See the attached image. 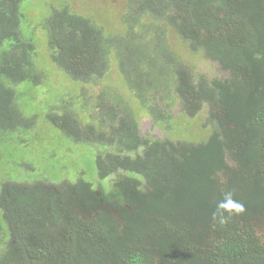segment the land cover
Masks as SVG:
<instances>
[{"label": "trees", "instance_id": "1", "mask_svg": "<svg viewBox=\"0 0 264 264\" xmlns=\"http://www.w3.org/2000/svg\"><path fill=\"white\" fill-rule=\"evenodd\" d=\"M27 1L0 0V161L35 165L11 139L41 116L107 184L0 173V264H264V0H125L115 27ZM55 68L80 88L49 90ZM229 192L244 211L221 223Z\"/></svg>", "mask_w": 264, "mask_h": 264}, {"label": "rangeland", "instance_id": "2", "mask_svg": "<svg viewBox=\"0 0 264 264\" xmlns=\"http://www.w3.org/2000/svg\"><path fill=\"white\" fill-rule=\"evenodd\" d=\"M58 1L67 3L79 14H94L97 19L109 21L110 26L114 25V27L115 24L118 23L119 15L125 5V0H32L31 2L29 0L24 4V6H28L29 8L30 4L34 2L32 4L33 12L35 13L33 21L37 22L42 19L43 16L44 19L51 11H49L50 6ZM47 11L48 13L45 14ZM27 13H30V11ZM28 20L32 23L29 16ZM168 41L172 48L180 55L185 56L186 53H188V50L185 47L182 48L179 44L178 38L171 31L168 34ZM200 63L202 66L207 65L209 67V71L211 72L216 70V67L208 62ZM139 64L141 67L145 66L142 57L139 58ZM54 73L57 76L55 83L51 81L49 84V90L52 92L53 86L55 87V90H57L65 84L70 85L72 88L77 90L80 88L79 85L72 82L73 80L70 81V78L66 74L59 72L56 68L54 69ZM120 80L121 76L118 69L115 66H112L104 83L109 82L116 85L120 82ZM99 88L100 86L90 87V91L96 93ZM28 100L32 103L33 95H29ZM173 113L176 116L182 112H180L179 109H176ZM141 117L145 127L151 125L152 118L149 115L144 112ZM40 118L41 116H39L36 124L30 129H22L21 127L18 128L17 131L13 133L14 135L11 139V142L18 143L23 146V148H18L16 153H24V157L25 153L29 154L28 156H31L32 161L36 166L33 165L30 160H27L24 164L11 166L12 162L8 160L10 155L7 153L5 154V159L0 161L1 176L4 179L17 182L30 181L32 178L43 181L46 180V183L50 185H54L55 183H60L65 180L75 182L82 178L92 182L96 186H105L107 181L105 179H100L97 175L94 150L73 142L70 138L66 137L61 130L51 127V125L47 123L44 118ZM196 118L200 121V126L202 128L205 112L199 114ZM197 128L199 133L205 136H207L211 131L210 128H208V130L202 129L201 131L199 126H197ZM35 129L39 134L35 135L33 133ZM229 162L233 164L232 160H229ZM19 175L25 178L20 179L18 178ZM257 228L259 232L264 231V220L259 222Z\"/></svg>", "mask_w": 264, "mask_h": 264}, {"label": "clouds", "instance_id": "3", "mask_svg": "<svg viewBox=\"0 0 264 264\" xmlns=\"http://www.w3.org/2000/svg\"><path fill=\"white\" fill-rule=\"evenodd\" d=\"M223 211H227L229 214L233 212L239 214L244 211V206L235 201L232 197V193L229 192L224 194V199L217 204V212L213 213L214 218L218 213L221 215V223H224L226 220L223 216Z\"/></svg>", "mask_w": 264, "mask_h": 264}, {"label": "flooded vegetation", "instance_id": "4", "mask_svg": "<svg viewBox=\"0 0 264 264\" xmlns=\"http://www.w3.org/2000/svg\"><path fill=\"white\" fill-rule=\"evenodd\" d=\"M131 209H132V208H131ZM24 225H26V226L29 227V228H28V235L30 234V235L34 236L35 232H34L32 226H31V223H30V222H24ZM23 228H24L23 223H22V224H19V225H17V226L14 227V231H12L11 234H12L13 232H14V234H15V233H17L19 230H21L20 235H22V237H24V235H26V233H25V231H23ZM22 237H21V238H22Z\"/></svg>", "mask_w": 264, "mask_h": 264}]
</instances>
